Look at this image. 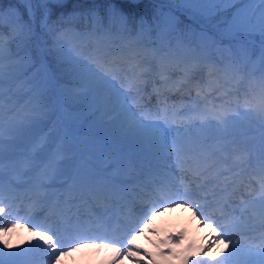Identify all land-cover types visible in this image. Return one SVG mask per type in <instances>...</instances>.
I'll use <instances>...</instances> for the list:
<instances>
[{
	"label": "snow or ice",
	"instance_id": "obj_1",
	"mask_svg": "<svg viewBox=\"0 0 264 264\" xmlns=\"http://www.w3.org/2000/svg\"><path fill=\"white\" fill-rule=\"evenodd\" d=\"M130 4H135L138 0H128ZM171 3L177 6L181 11L188 9L192 12H197L205 17H212L217 12L224 11L236 3V0H170ZM242 3H251L253 0H241ZM259 4L264 5V0H258ZM109 19L110 21H118L123 31L131 35V29L128 27L129 17L128 15L117 6L114 0H109ZM10 19L12 10L9 9ZM5 20V12L0 7V26L3 25ZM19 24V21H14ZM177 26V18L171 13L164 16L160 23L161 34H165L169 31H174ZM225 34L238 35L258 33L261 37V45L264 47V8L260 9L258 13L255 10H250L246 7L235 9L232 14V18L225 28ZM144 35L143 23H141L140 31L137 33V42H142ZM3 37L0 34V54L3 51ZM153 55L156 54V49H152ZM261 61L264 62V53L261 55ZM166 58L161 56L158 61L160 67L159 75L162 79L167 80L168 76L165 72ZM198 67L197 64H193L192 67L184 68V79H190L193 72ZM65 71L68 72L75 80L77 85V96L89 103L94 115H99L100 120L103 121L108 118V122L111 126L118 130L119 139L125 143H136L145 146L159 148L161 144L160 126L156 123H150V116L143 114V118L136 115L132 107H129V99H134L130 96L131 93L139 95L142 91V85L146 82L144 72L149 71V68L141 69V72L128 81L126 85V91L122 92L116 87L114 83L116 76L113 70V66L105 65L99 61L83 60L65 58ZM4 73L0 68V87L4 83ZM121 88H125L124 84H121ZM158 91V89H157ZM200 96V93H197ZM3 96L0 95V162L3 160V137H4V120H3ZM199 103V101H196ZM214 119L218 129L227 130L229 124L228 109L226 107H219L213 109ZM197 117V111L192 110V115L188 117L189 125L185 128V132H189L191 128L197 127L192 121ZM258 118H264V107L261 108ZM175 123V120H173ZM26 118L20 119L17 123L10 127V134L12 128L15 129L17 134H20L27 127ZM205 121L201 117V124L199 127H204ZM191 137H189V141ZM172 151L176 154L178 166L184 167L187 164L185 156L187 155L185 142L181 139V134L177 129V137L174 138L172 144ZM205 149L201 146L200 151L197 152L195 147H192V154L188 158L192 160V166L189 170L193 175L201 177L208 165L201 160V156H204V160L211 158L212 154L205 155ZM45 175L54 177L56 167L51 162L45 166ZM42 187V185H41ZM196 188L198 191H203L204 184L201 181L196 182ZM9 189L12 190V186L9 185ZM155 195L149 200L146 208L142 209V218H137L131 207L129 213L125 216L122 227L125 231L126 243L117 246V241L108 239L107 236L88 237L81 236L77 241L78 248L99 247L105 249H111L114 253L115 260L121 259L124 256L132 258L140 251L134 246L136 237L139 236L144 227L147 226L146 221H150L152 216H155L158 212L165 211V205L175 207L177 203L184 206L193 204L196 211L200 213L204 219H207L209 224L214 223L212 218L205 217L202 205L200 203H194L191 197L194 195L189 188H185L183 192L175 189L172 185L166 181H161L153 188ZM106 189L98 188L92 194L93 199H97L98 193H105ZM232 195H235V190ZM106 198V196L104 197ZM144 199L145 197H141ZM37 202H30V207H36ZM20 211L19 207H14L13 203L9 200L5 202L4 197V185L2 178H0V216H4L5 213L8 216H15ZM259 220L261 224H264V182L260 184V191L253 198L241 197L240 200V219L229 218L224 224H217L220 228V232H217L215 237H211L208 244L195 250V255L200 257L191 262V264H205L203 257H207L208 253L212 251L214 247L219 248L220 245H224V249L227 250L231 245V251L223 259H216L215 254L211 257L215 264H264V237H262V243L255 247L241 248L239 242L233 244L230 232L241 227H255L252 224L253 221ZM90 224H96L98 227L103 228L105 232L111 230L110 226L102 219V216H98L95 220L89 222ZM25 227L24 223L19 221L11 223L10 226L6 223H0V243L4 248L8 247L7 240L4 239L10 232ZM33 227H36L33 225ZM77 231H84L85 225L81 222L76 225ZM53 226L46 228H40L37 231L32 232L33 236H38L42 240L47 248L44 250L45 255L49 257L54 264H59L62 256L68 255L71 251L76 249H69L66 251L62 247V236L59 232L53 231ZM138 229V230H137ZM215 230V229H213ZM135 233V234H132ZM55 237V239H54ZM86 240H90L91 243H86ZM169 242L172 244H178L180 242L179 237H169ZM36 247H40L37 245ZM57 248L60 249L57 254ZM30 249H25V253ZM25 253H9L5 252L3 248H0V264H6L7 260H12L14 257L23 256ZM148 256L147 253H144ZM162 255H172V253H162ZM223 255V253H221ZM151 259V257H148ZM134 264H140V261H135ZM183 264H189V260L185 259Z\"/></svg>",
	"mask_w": 264,
	"mask_h": 264
},
{
	"label": "rangeland",
	"instance_id": "obj_2",
	"mask_svg": "<svg viewBox=\"0 0 264 264\" xmlns=\"http://www.w3.org/2000/svg\"><path fill=\"white\" fill-rule=\"evenodd\" d=\"M14 15L12 14V16L15 17L16 21H18V16L16 15V11L13 12ZM32 15L34 16V18L36 17V15L38 14L37 12V8L34 7L32 8ZM28 22V26L26 27L24 25V29L26 31V33H22V36H18L16 38V41H14V43L16 44L14 47L12 48H8V50L6 51V53L4 54V56H2V62H0V68H2V71L4 73V77L5 79L8 77H10L12 75V72L14 70H16L17 68H20V66L18 65L17 60L15 59L16 55L18 54V50L23 47L25 45V43L28 42L29 37H30V31L32 30V27L36 26V21H32L30 18L26 21ZM35 23V24H34ZM20 24L17 26L19 27ZM31 28V29H30ZM30 29V31H29ZM35 32V31H34ZM199 36L197 35L195 38H198ZM90 38L93 39V41L95 42V44H97L98 41H95V37L90 36ZM182 39V38H181ZM99 40V44H101V46H104L107 43H111L112 39L107 40L106 42L102 41L100 42ZM191 40V39H190ZM253 41V39H251ZM68 43V42H67ZM61 47V45H59V48ZM62 47H64V45H62ZM183 48L186 49V42L182 39L179 40V42L176 44L172 49H169L166 52V55L164 56L166 58V62H165V66L167 68L170 67V62L172 61L174 63L175 66L170 67L171 69H169V73H173L176 74L177 69H179L177 66L180 64V62L186 63L185 67H192V65H190L187 62V58L185 59V57H182V55L184 54L183 52ZM72 49V48H71ZM215 48H213L212 50H208L209 55H207V59L203 58L204 60H207L208 62H210V66H204V64H206L205 62L200 63L199 61L196 62V64L198 65V69L199 70H195L193 72L192 75H196L198 72L199 77L200 78V96L197 95V93H191L190 96H188L187 100L182 103V105L180 106V108L176 111L173 110L174 114L176 115H187L191 116L192 115V110L195 109L197 111V116L199 115H205L204 121H205V126L204 127H199V125L201 124V121H192L194 124L197 125V127L191 128V130L189 132H185V128L188 127L189 123H186L184 127L179 128V132L181 134V139L185 142V147L188 146L190 143H194V145H196L195 147H197L198 149L201 148V146H203V148L206 150L205 152L208 154H212L211 156H214L215 158L212 159V163L214 164V166L220 167L223 166V162H226L230 157L231 154H233V157L236 158L237 156H241L243 154L242 152V145H238L241 144L242 142H236L235 138L237 137H232L234 139H227L225 137H222V135L225 134L226 131H230L231 129H228V127L230 126V123L228 124L227 130H221L218 129L217 127H215L216 125V120L214 119V114H213V109L219 108V107H226L228 109V116H229V122H230V118L233 115H239L240 113H244L242 116L246 117V114H259L261 108L263 107V102H262V98L260 95L259 90H248L247 92L244 93L243 88H241L240 85V89L237 92L232 91L231 89L234 88L239 81H241L242 79H238L237 81H233L234 80V76H235V72H230L229 70L226 69V65H221V63L219 61H217L216 59L219 57V55H217V53L214 51ZM77 52H79V46L76 49ZM147 52H144L142 54H140V58L138 59V56H134L133 60L136 62H147L149 61V59H151V61H153L155 58L159 57V55L162 52H157L155 56L152 53L151 48L147 47L146 49ZM206 52V51H205ZM210 54H212L213 56H210ZM144 56H148V60L147 57ZM188 56H191V54H189ZM197 56V55H195ZM200 58L202 59V57L197 56L196 58ZM204 57V56H203ZM3 58H5L3 60ZM160 58V57H159ZM171 58V60L169 59ZM0 59H1V55H0ZM169 61V62H167ZM172 63V64H173ZM169 64V66H168ZM181 65V64H180ZM184 67V68H185ZM201 67V68H199ZM182 68V67H181ZM184 68L183 70V81L182 82H186V80L184 79ZM6 71V72H5ZM10 80V79H9ZM8 80V81H9ZM121 80L120 77L116 78V80L114 81V83L116 84L119 83V81ZM190 80V79H189ZM117 87V86H116ZM118 88V87H117ZM6 90L9 89V82H4L3 86L0 87V95L5 96ZM143 89V87H142ZM64 88L62 89L63 92ZM122 91V90H120ZM124 92V91H122ZM143 92V90L141 91V93ZM141 93L139 95H134L133 93L130 94V96L134 97V99L137 97L139 99H141L142 95ZM63 96L65 98L64 92H63ZM134 99H129L128 104L129 107L133 108V111L136 113L137 116L140 117V115L138 114V109L134 108ZM196 101H199V103H196ZM245 102V103H244ZM3 112H4V105L7 104H11L13 103V101H10L9 103V99H3ZM16 104V101H15ZM245 104V105H244ZM58 106V118L56 119V124L55 126L61 125L63 127H66L65 125V120L63 118L64 114L63 112L60 113V107ZM242 111V112H240ZM208 116V117H207ZM95 122L97 126H102L105 130H107V132L105 133H110L114 135H117L119 133H116V131H118L117 129L113 128L111 126V124L108 122V118H105L103 121L100 120V117L97 116L95 117ZM150 123H156L159 126L163 125V119L160 120V123H157L155 121H149ZM17 123V120H13L12 122H9L8 119L4 121V135L5 137V142H3V147H6V152L11 153L12 155H15V157H21L22 154L26 151L27 149V145L29 144V141L31 140V136L32 138L35 135V128H31L27 129L25 127L24 131L20 134H17V132L15 131L14 128H12L11 134H10V127L15 125ZM54 124L52 125V127H55ZM184 129V130H182ZM51 130V131H50ZM233 130V129H232ZM50 133V135H49ZM14 134V135H13ZM53 131L51 129V127L49 128L48 132L44 133V137L45 139L42 141L41 145H45L46 149H45V155L48 153V147H50V142L53 139ZM66 134L68 135V137L72 136L71 139L74 141V143H72L71 145H73L75 147L78 146L79 144H83L85 146L86 149H91L90 145L86 144L84 141H78L74 139L73 136H75L74 133H70L69 131H66ZM15 137H13V136ZM117 137H119L117 135ZM160 137H161V133H160ZM177 137V131H176V135L175 138ZM189 137H191V140L189 141ZM108 140V138H105L103 140H101L102 142H99L98 144H94V149L95 150H100L101 152H103V157H108V154H111L112 156L116 157V154H114V152L111 151V148L106 144V141ZM162 140V139H161ZM116 141V140H115ZM115 141H112L116 146L117 143ZM122 143H125L122 141ZM68 144V143H66ZM65 144V149L64 151H59L60 152V156L58 159L53 160V164L55 165V167L57 168V170L64 168L67 166V168H70V163H69V159H67L70 155H71V148H68L70 146V144L66 145ZM119 144V143H118ZM138 147V146H143L142 144H136V143H129L128 145H133ZM68 146V147H67ZM166 146V142L163 144L162 146V142L160 144L159 150L161 149H165ZM98 150V151H99ZM172 150V149H171ZM230 150V151H229ZM163 152V150H161ZM113 153V154H112ZM58 154V151L56 152V155ZM40 152L37 153L35 156H39ZM145 156L148 155L147 151H145V153L143 154ZM20 160V158H19ZM18 160V162H19ZM4 162H0L3 167H0V174L2 173H10L12 170V166H14L15 164H10L7 162L6 157L3 156V160ZM61 161H63L62 163H66L64 166H60L59 164L61 163ZM17 162V163H18ZM220 162H222V164H219ZM217 164V165H216ZM256 169V168H255ZM220 170V168L218 169V171ZM213 176L210 175L208 177H206V184L207 183H211L213 180ZM222 187H219V190H221ZM207 193L206 194H201L199 195V197H207ZM252 224L255 225V227H250L251 230L254 229H259L261 226V223L259 220L253 221ZM18 236L19 239L21 241L20 245L22 250H25L27 248V246L31 243L32 239L30 238V236L27 234V232L23 231V230H18V231H12L11 232V239L16 242L18 241ZM47 246V245H46ZM21 248L17 251L20 252ZM244 248V247H243ZM27 249H30V251L26 252L27 256L26 258H30L31 254H32V246H28ZM222 249V248H220ZM9 253H14V250L11 248V251H9ZM192 256V254L190 253L188 258ZM222 257V256H220ZM223 259V258H222ZM6 261H9L6 259ZM29 260H27L26 262H28ZM174 264L176 263H181L183 264V262L181 260H174L173 262Z\"/></svg>",
	"mask_w": 264,
	"mask_h": 264
},
{
	"label": "trees",
	"instance_id": "obj_3",
	"mask_svg": "<svg viewBox=\"0 0 264 264\" xmlns=\"http://www.w3.org/2000/svg\"><path fill=\"white\" fill-rule=\"evenodd\" d=\"M37 4L38 14L34 18L32 15L33 5ZM119 8H121L129 17L128 27L131 29V35L123 31L118 21H110L109 19V0H0V7L5 12V20L0 31L6 34V46L8 48L14 47L16 38L22 36L24 25L27 27L29 18L32 21L38 22V27H32L30 37L27 43V48L22 50V53L30 52L32 61L28 63L26 55H22L21 60L24 65L23 70H28L34 62L40 60V47L35 42L37 31L39 34V43L45 48L50 63L55 68L58 67L56 62L57 54L53 52L51 45L55 43L56 31L61 28L75 27L81 33H88L90 31L96 32L98 36L106 38L105 33H108L116 40L129 38H137V33L140 31L141 23H143L144 35L142 39L149 42L159 39L165 44L169 36H172V41H176V33L182 35L186 40L194 39L197 35H205L208 39L216 41L222 48L229 46L236 52L238 60L246 57L248 60H254L259 57L264 50L260 49L255 52V46L246 42L243 39L230 38L232 35L225 34V28L232 18V14L237 8L246 7L250 10H255L256 13L264 8V5L259 4L258 0H253L251 3H242L241 0H236V3L228 9L217 12L212 17H205L197 12H192L188 9L179 10L176 5L170 0H138L135 4H130L128 0H114ZM9 9L19 17V24L14 23L15 17L9 14ZM175 15L177 18V26L174 31H169L161 34L160 23L164 16L168 14ZM196 20V21H194ZM199 22L208 26L206 29ZM35 24V23H34ZM35 31V32H34ZM256 34V33H253ZM251 34V35H253ZM241 35V34H238ZM160 44V45H161ZM162 46V45H161ZM64 58H73L68 51L62 50ZM242 67H247L246 63L242 61ZM21 65V67H22ZM264 80V71L262 73ZM264 88V81H263ZM73 98V97H72ZM76 95L70 100L73 108L76 106H83L80 109L82 118H89L91 115L90 107L87 104H82ZM80 101V102H79ZM86 105V106H85ZM264 124V118H253L249 120L232 123L235 130L254 129Z\"/></svg>",
	"mask_w": 264,
	"mask_h": 264
},
{
	"label": "bare ground",
	"instance_id": "obj_4",
	"mask_svg": "<svg viewBox=\"0 0 264 264\" xmlns=\"http://www.w3.org/2000/svg\"><path fill=\"white\" fill-rule=\"evenodd\" d=\"M199 68H201V67H199ZM201 117L202 116H197L196 117V119L195 120H201ZM155 119V118H154ZM184 119V118H183ZM184 120H186V118L184 119ZM184 120H181V123H185V121ZM187 120H188V118H187ZM178 123H179V121H177ZM190 148H192V147H195V145H194V143H190L189 145H188ZM196 149V148H195ZM196 151L198 152V150L196 149ZM186 152H189V156H191V154H192V151H187L186 150ZM255 152H256V157H259V156H261L262 154H264V152L259 148V147H255ZM187 159H188V161H190V163H192V160L191 159H189L188 157H187ZM209 162H212V160H209ZM33 164L35 165V164H37V160H35L34 162H33ZM218 169V168H217ZM205 172H206V170H205ZM205 172H204V174H205ZM213 175H217V172H216V170H211L210 171ZM221 173V172H220ZM227 178V180H231V177H226ZM213 181H215V180H213ZM212 181V182H213ZM211 182V183H212ZM187 210L185 209V206H180L179 208H177V209H173V210H171V211H169L168 213H166V212H164L163 213V219H165V223H163V224H161L160 225V227H162V232H165V233H167V230L166 229H175V231H176V233H177V230H178V228L181 226V225H184V223H187L188 225H189V227L192 225V221H191V219H190V216H191V212L190 211H187ZM194 213H196V210H194L193 211ZM6 222H8V221H6ZM9 223V226H10V224L11 223H13L12 221L11 222H8ZM158 226H156V228H157ZM260 228H264V224H261V226H260ZM205 227L200 231V232H197V234H198V236L201 238V240L203 241V243H204V245H207L208 244V241H209V239L211 238V237H215L216 236V234L215 233H212V236L210 237V238H204V233H205ZM163 235V234H162ZM208 236H210V232L207 234ZM178 236V235H177ZM4 239H6L7 240V243H8V247L7 248H4V246H3V244L2 243H0V248H3V250L5 251V252H9V251H11V248L14 250V253L16 252V251H18V248H19V244H20V240L19 241H16V242H14L11 238H9V235H7L6 237H4ZM245 239V238H244ZM159 242V241H158ZM158 242L156 243V245H158ZM179 246L177 245V248H178ZM214 252V248L212 249V251L211 252H209V254H212ZM124 259H126V258H124ZM61 260H62V264H83L82 262H81V260H80V258H79V256H78V253L76 252V251H73V252H71L70 253V257H68L67 255L66 256H62L61 257ZM154 260L156 261L157 259L155 258V256H154ZM138 261H140V263H142V264H147L146 262H143V261H141V260H138ZM134 262L135 261H129V264H134ZM15 264V263H14Z\"/></svg>",
	"mask_w": 264,
	"mask_h": 264
}]
</instances>
